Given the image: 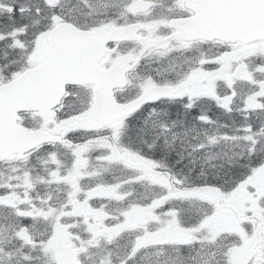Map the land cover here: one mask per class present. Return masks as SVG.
Wrapping results in <instances>:
<instances>
[{
  "label": "snow or ice",
  "instance_id": "obj_1",
  "mask_svg": "<svg viewBox=\"0 0 264 264\" xmlns=\"http://www.w3.org/2000/svg\"><path fill=\"white\" fill-rule=\"evenodd\" d=\"M0 264H264V0H0Z\"/></svg>",
  "mask_w": 264,
  "mask_h": 264
}]
</instances>
